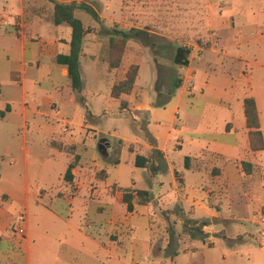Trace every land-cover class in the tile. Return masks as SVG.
I'll return each instance as SVG.
<instances>
[{"label":"crops","instance_id":"1","mask_svg":"<svg viewBox=\"0 0 264 264\" xmlns=\"http://www.w3.org/2000/svg\"><path fill=\"white\" fill-rule=\"evenodd\" d=\"M15 1L19 8L11 14L12 24H0L6 27L0 31V166L6 171L0 173V187L9 204H0V247L1 241L8 242L2 250L11 262L31 264L28 220L23 224L25 234H18L11 212L14 201L23 207L30 199L44 205L40 218L47 224L46 230L56 235L54 248H63L70 264H85L77 251L82 247L86 252L88 240L97 247L93 255L98 264H115L116 260L127 264L121 255H129L133 264L144 255L145 262L154 264L152 226L157 217L181 213L190 218L208 212L217 217L221 206L216 199L227 196L231 184L239 182L250 189L255 175L264 182V149H251L244 109L245 99L253 97L264 135V0H251L256 2L260 22H220L212 17L216 3L225 6L227 2L230 7L233 0L211 1L206 38L210 44H187L191 49L189 64L174 62L180 86L173 88L171 84L159 89L157 103L144 91L136 90L140 64L132 91L119 98L111 95L113 85L125 78L138 54L146 53L143 60L159 67L161 57L148 43L136 37L129 39L121 65L110 68L104 46L112 27L105 31L101 28L105 22L82 20L91 30L82 44V85L74 89L68 68L56 60L59 54L70 52L71 26L54 22L51 0ZM126 24L119 27L141 28ZM147 30L150 36L173 38ZM125 58L129 63L121 69ZM102 60L108 65L107 73L101 71ZM86 61L96 65L91 88L86 87ZM101 95L108 109H99ZM113 108L114 112L130 108L138 112L133 121L143 133L130 139L128 146L130 182L123 175L125 159H114L116 181L109 178L106 168L87 162L85 138L77 141L78 133L70 126L75 122L79 130L84 129L88 117L111 114ZM140 117H144L143 122ZM51 121L63 123L64 136L56 133ZM104 140L108 145V139ZM137 154L147 158L145 166L136 165ZM74 159L73 178L67 180L65 173ZM243 162L252 164L251 173ZM29 168L38 171L41 179L34 190L29 185ZM22 169L24 176L18 172ZM166 175L170 177L168 184ZM144 180L147 187H138V182ZM127 189L133 194L132 211L123 200ZM139 189L149 192L145 203L139 202ZM257 214H261L259 223L264 225V205ZM207 227L205 224L203 231ZM11 237L17 240L16 250L9 242ZM101 249L104 256L99 253Z\"/></svg>","mask_w":264,"mask_h":264},{"label":"rangeland","instance_id":"2","mask_svg":"<svg viewBox=\"0 0 264 264\" xmlns=\"http://www.w3.org/2000/svg\"><path fill=\"white\" fill-rule=\"evenodd\" d=\"M211 1L221 0H82V2L95 6L103 19L95 18L83 9L76 10L75 14L84 22H105V25L101 26L105 31H109L110 26L113 28L114 25L125 26L126 23V25L133 23L146 31H149L148 28L173 37L167 39L158 35L144 34L142 38H139L142 43L152 46L153 53L161 57L159 67L149 65L143 60V56L147 57L146 53L138 54L137 58L132 61L134 64H140L141 67V76L137 82L136 90L144 91L153 102L157 103L160 102L158 99L159 89L171 86L172 79L178 75V71L174 67L176 46L179 43L187 46L198 36L207 38ZM225 4L222 6L220 3H216L212 13L213 18L220 22H260L256 15L255 1L233 0L230 7L227 2ZM18 8L19 4L15 0H0V13L9 14L7 15L10 18V24L13 22L11 14L18 12ZM5 28V26H0V31H4ZM152 42L155 44L152 45ZM128 63V58H125L121 69ZM99 64L101 71L107 73L108 65L103 60ZM85 66L86 87L91 88L94 85L93 70L96 65L86 61ZM121 69H117L116 72ZM100 102V110L108 109L105 97L102 95ZM112 111L111 114H99L96 119L88 117L83 123L86 125L84 129L79 130L78 124L75 122L70 126L78 133L77 141L80 142L85 138L84 141L88 147L85 153L87 162L94 163L99 169L106 168L109 178L116 181L118 169L114 159H125L126 171L123 175L124 179L130 182L132 173L128 167L129 162L126 161L131 156L128 146L131 144L130 139H133L135 135H143L138 123L133 121V116L138 112L132 108L118 109L117 112H114L113 108ZM143 119L144 117H140L139 120ZM53 123L56 125V133L64 136L63 123L50 122V124ZM102 139H108V145L105 143V151L100 149ZM28 142L31 146L32 139L30 138ZM5 172L3 165L0 166V173ZM18 172H21L20 176L25 175V169ZM166 176L168 184L170 177ZM39 177L38 171L32 172V169L29 168L30 189L38 188L41 184ZM137 186L146 188L147 181L138 182ZM250 186V189L246 190L242 183L231 184L227 196L217 197V203H220L221 206L217 217H213L210 212L202 214L200 217L191 215L190 218L189 214L181 213H169L168 216L165 214L157 217L152 226L154 264H264V235L262 234L264 225L259 223L260 209L264 205V182L255 175ZM0 204L9 206L4 199L2 187H0ZM44 208L43 204H38L34 199H30L25 207L19 201H14L11 209L15 217L14 228L19 223L18 216L21 213L24 214L30 230L31 264H70L72 262L64 255L63 248L61 250L54 248L56 235L49 228L46 230L47 224L43 223L40 218V212ZM195 221H198L200 225H196ZM26 222L23 223L26 224ZM205 224L208 225L207 231H203L202 228ZM169 234H171V239H169ZM170 240L171 243L168 244ZM162 241L164 245L161 253L159 251ZM9 242L16 250V238L11 237ZM57 243L59 244V242ZM7 244V241H1L0 264H15L16 262H11L5 257L3 250L6 249ZM85 245L88 248L86 252L82 251V247L80 251H77L80 261L84 260L85 264H98L97 258L93 255L97 247L92 245L89 240L85 242ZM99 253L101 256L105 255L103 249ZM172 255L175 256L172 258ZM121 257H125L127 264H133L129 261V255H121ZM138 259V264H152V262H145L144 255ZM75 263L77 264V262ZM115 264L125 263L116 260Z\"/></svg>","mask_w":264,"mask_h":264},{"label":"trees","instance_id":"3","mask_svg":"<svg viewBox=\"0 0 264 264\" xmlns=\"http://www.w3.org/2000/svg\"><path fill=\"white\" fill-rule=\"evenodd\" d=\"M54 3V22L56 24L67 23L72 28V38L70 42V52L68 54H59L56 60L65 65L69 71V78L71 80L72 87L78 89L82 85L81 76V54L82 44L85 35L91 30L90 27H86L79 17L76 16L75 12L77 9H83L95 18H99L97 10L86 2H60L58 0H51ZM149 32L136 27L129 29H123L119 25H114L112 30L109 31V37L105 43L104 51L110 68H118L121 65L123 55L125 53L126 45L129 39L136 37L142 38V35H149ZM194 42L200 46L206 47L210 44L204 36H198L194 39ZM191 54L190 47L179 43L175 48L174 62L179 65H188L189 56ZM139 75V65L132 64L126 72V76L123 80L115 83L111 90L113 97L119 98L123 93H130L134 87L136 79ZM181 78L175 77L172 79L173 88L179 87ZM173 91H171L172 93ZM245 115L247 118V125L250 127L249 138L252 150L264 149V135L260 128L259 112L256 105V101L253 97H248L244 102ZM0 115L2 113L0 112ZM76 159V158H75ZM70 162L65 178L72 180V169L76 165V160ZM147 158L141 154L136 156V165L145 166ZM243 166L246 168L248 173H251L252 164L243 162ZM140 203H145L149 199V192L146 190H137ZM124 202L127 204V209L132 211L134 209L133 194L130 190H125ZM171 235V234H170ZM169 235V239L171 236ZM171 243V240L168 244ZM176 254V253H175ZM175 255H172V258Z\"/></svg>","mask_w":264,"mask_h":264},{"label":"built area","instance_id":"4","mask_svg":"<svg viewBox=\"0 0 264 264\" xmlns=\"http://www.w3.org/2000/svg\"><path fill=\"white\" fill-rule=\"evenodd\" d=\"M0 24L1 25H9L10 24V18L7 14H1L0 13ZM19 218V223L17 224V226L15 227V230L18 234L20 235H24L25 234V228L23 226V222L25 221V217L24 214H20L18 216ZM262 234L264 235V230L262 231Z\"/></svg>","mask_w":264,"mask_h":264},{"label":"water","instance_id":"5","mask_svg":"<svg viewBox=\"0 0 264 264\" xmlns=\"http://www.w3.org/2000/svg\"><path fill=\"white\" fill-rule=\"evenodd\" d=\"M104 141H105L104 139L101 140L100 148L105 151V143H104Z\"/></svg>","mask_w":264,"mask_h":264}]
</instances>
